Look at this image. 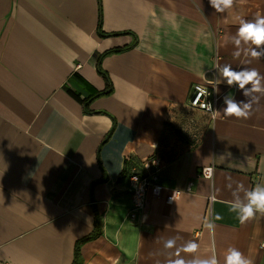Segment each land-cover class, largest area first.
Segmentation results:
<instances>
[{"label": "crops", "instance_id": "obj_1", "mask_svg": "<svg viewBox=\"0 0 264 264\" xmlns=\"http://www.w3.org/2000/svg\"><path fill=\"white\" fill-rule=\"evenodd\" d=\"M101 1L102 29L119 34L99 35V0H0V264H72L96 225L82 264H166L172 237L199 244L185 260L215 254L224 264L235 247L264 264V215L241 224L230 210L238 185L264 184V96L248 119L225 116L226 95L246 98L217 68L264 75V57H234L231 42L242 19L264 14V0H234L225 13L209 0ZM117 47L126 48L101 64L113 92L91 101L103 112L88 113L82 100L106 88L98 55ZM213 82L215 116L191 105L194 84ZM157 152L170 156L160 171L167 190L132 219L128 158Z\"/></svg>", "mask_w": 264, "mask_h": 264}, {"label": "clouds", "instance_id": "obj_2", "mask_svg": "<svg viewBox=\"0 0 264 264\" xmlns=\"http://www.w3.org/2000/svg\"><path fill=\"white\" fill-rule=\"evenodd\" d=\"M233 3L234 0H209L210 6L217 13H225L226 10L232 8ZM231 42L235 46L232 53L234 57L238 58L242 53L253 59L264 57V14L258 12L251 20L242 19L235 35L231 37ZM217 68L219 75L223 80H226L227 85H238V90L242 91L246 98V101H237L226 95L224 97L226 107L222 109L223 114L236 119H248L251 115L252 104L259 101V96L256 94L264 96V75H261L255 68L245 67L236 70L231 64L218 65ZM205 174L210 176L211 170L206 169ZM228 187L231 188L232 184L229 183ZM240 189H243V185H238L237 189L233 191L234 199L230 205V210L237 214L240 223H246L257 213L264 215V184H256L250 190L243 189V196L240 195ZM208 227L211 228L212 225H208ZM177 239L178 237L168 238L163 243L166 251L175 249L174 252L167 251L166 264H218L215 254L207 258L196 255L185 260L181 253L195 254L198 252L199 244L194 240H188L177 246ZM224 264H251V261L239 249L229 247L224 256Z\"/></svg>", "mask_w": 264, "mask_h": 264}, {"label": "built area", "instance_id": "obj_3", "mask_svg": "<svg viewBox=\"0 0 264 264\" xmlns=\"http://www.w3.org/2000/svg\"><path fill=\"white\" fill-rule=\"evenodd\" d=\"M215 82L213 83H196L193 86L191 95V105L203 109L211 114L216 115L219 96L216 94ZM129 171L126 178L131 189L132 205L129 209V217L134 219L145 209L148 195L161 196L167 190L160 180V171L165 163L170 160V156L163 152H157L145 158L140 163L130 156ZM211 170V175L205 174V170ZM201 174L206 177L213 175V166L203 167ZM193 183L190 182L186 188H170L166 193V201L171 203L185 191L192 190Z\"/></svg>", "mask_w": 264, "mask_h": 264}, {"label": "trees", "instance_id": "obj_4", "mask_svg": "<svg viewBox=\"0 0 264 264\" xmlns=\"http://www.w3.org/2000/svg\"><path fill=\"white\" fill-rule=\"evenodd\" d=\"M99 4H100V8H99V21H98V32H99V35L101 36H109V35H114V34H119V32H113V33H107L105 32L103 29H102V20H103V11H102V1L99 0ZM126 47H117V48H113V49H109V50H106L102 53H100L98 55V61H97V67H98V70L99 72L104 76V78L106 79V88H104L103 90H97V89H94V93L89 96L88 98L86 99H83L82 100V103L84 105V108H85V111L88 112V113H95V112H103V111H97V110H92L89 108L90 106V103L91 101L96 98V97H99V96H102V95H108V94H111L113 92V85H112V81L107 73V71H105L103 68H102V59L108 55V54H112V53H118V52H121L125 49ZM69 92L77 99L80 100V96L78 93L72 91L69 89ZM112 130H110L106 136L104 137L103 141H102V144L105 143L111 136L112 134ZM177 132L179 134V136L183 139L186 140V137L183 135V133L177 129ZM101 144V146H102ZM101 146H99V150H98V155H100V149H101ZM102 180H104V178H102ZM99 228L98 226L96 225L94 230L86 235L85 237H82L81 239H79L77 241V244H76V247H75V257H74V260L72 262V264H82V262L80 261V247L81 245L86 242V241H89V240H92L93 238H95V236L99 233Z\"/></svg>", "mask_w": 264, "mask_h": 264}]
</instances>
